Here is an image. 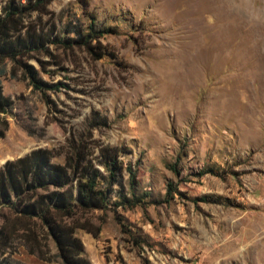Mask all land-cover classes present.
<instances>
[{"label": "rangeland", "instance_id": "374dc122", "mask_svg": "<svg viewBox=\"0 0 264 264\" xmlns=\"http://www.w3.org/2000/svg\"><path fill=\"white\" fill-rule=\"evenodd\" d=\"M49 9L83 24L88 10L117 33L103 40L102 60L75 51L42 76L66 85L51 95L56 111L27 80L1 79L13 108L0 167L38 148L63 163L98 112L107 126L93 140L123 148L124 165L138 161L139 202L114 207V195L88 213L99 235L76 236L92 264H264V0H55ZM122 184L131 199L126 174ZM169 184L176 194L166 199ZM15 247L23 263L58 264Z\"/></svg>", "mask_w": 264, "mask_h": 264}, {"label": "trees", "instance_id": "16d2710c", "mask_svg": "<svg viewBox=\"0 0 264 264\" xmlns=\"http://www.w3.org/2000/svg\"><path fill=\"white\" fill-rule=\"evenodd\" d=\"M54 1L5 0L1 7L0 138L5 136L6 115L13 108V101L3 94V77L27 80L52 112L56 104L51 95L66 85L42 76H56L63 69L65 54L83 51L93 61L109 54L103 40L115 35L116 28L99 25L95 14L88 10L83 12L86 24L75 13L63 17V13L55 14L49 9ZM106 126L107 118L92 112L85 120L84 132L69 139L63 163L54 162L50 150L38 148L0 167V264H27L15 258L17 243L46 263L56 259L58 264H92L76 236L77 230L99 235L100 226L90 220L88 213L110 207L114 195L120 197L114 207L132 208L139 202L135 199L138 161L124 165L123 148L93 140V132ZM124 174L131 199L122 192ZM114 187H119L118 194ZM175 194L169 184L166 199Z\"/></svg>", "mask_w": 264, "mask_h": 264}]
</instances>
